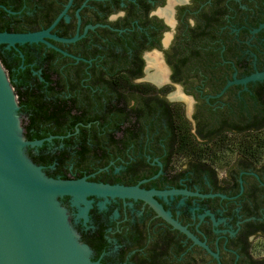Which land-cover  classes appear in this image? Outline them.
I'll return each mask as SVG.
<instances>
[{"label": "flooded vegetation", "instance_id": "obj_1", "mask_svg": "<svg viewBox=\"0 0 264 264\" xmlns=\"http://www.w3.org/2000/svg\"><path fill=\"white\" fill-rule=\"evenodd\" d=\"M67 2L0 0V31L45 30ZM48 32L77 38L0 43L23 134L42 139L29 157L48 176L159 192L205 244L140 197L64 195L90 263L264 264V78L238 82L264 71V0H71Z\"/></svg>", "mask_w": 264, "mask_h": 264}, {"label": "water", "instance_id": "obj_2", "mask_svg": "<svg viewBox=\"0 0 264 264\" xmlns=\"http://www.w3.org/2000/svg\"><path fill=\"white\" fill-rule=\"evenodd\" d=\"M70 2L68 0L47 29L0 31V43L16 47V44L24 42L44 41L51 45L43 39L44 36L74 41L77 36L59 38L48 32L65 15ZM259 78H264V71L248 75L238 82ZM19 107L17 95L0 61V264H95L90 263L87 246L78 242L75 230L68 222L66 208L59 200L64 195L71 196L73 203L82 202L86 206L89 194L140 197L174 227L199 242L150 197L151 193L159 192L91 182L85 178L48 176L26 152L27 147L41 144L42 139L25 138ZM199 243L205 246L203 242ZM77 248L82 249V256Z\"/></svg>", "mask_w": 264, "mask_h": 264}, {"label": "trees", "instance_id": "obj_3", "mask_svg": "<svg viewBox=\"0 0 264 264\" xmlns=\"http://www.w3.org/2000/svg\"><path fill=\"white\" fill-rule=\"evenodd\" d=\"M11 2H16V0H11ZM37 99L38 100H40V101H38L39 102V106H40V108H38L37 107V103H33V102H31L30 100H29V96H25V99H23V102H25V104L26 105H24L23 106V109H25V110H28V111H34V112H37V110H42V112L43 113H45V112H48V110H49V105H46V104H44L45 103V100H41L42 98H41V96L40 95H37ZM62 104V103H61ZM64 105H65V103H64ZM64 105H61V110L62 111H65L66 113H60L59 115V119H63V117L65 116V115H67L68 114V109H67V107H65ZM53 111H55V112H60V110H59V108L57 109V110H53ZM69 115V114H68ZM256 117H258V116H256ZM264 117V115L263 116H260V117H258V119H257V121H255V124L256 123H258V124H260L259 126H262V124L264 123V122H262L261 121V119ZM45 118L47 119V120H52V118L50 117V116H45ZM260 119V120H259ZM215 139H217V140H219V139H225V137H220V136H218V137H216ZM196 141L195 139H194V137H189V146L190 147H192V146H195V144H194V142ZM191 150H193V149H191ZM195 150V149H194ZM193 150V151H194Z\"/></svg>", "mask_w": 264, "mask_h": 264}, {"label": "rangeland", "instance_id": "obj_4", "mask_svg": "<svg viewBox=\"0 0 264 264\" xmlns=\"http://www.w3.org/2000/svg\"><path fill=\"white\" fill-rule=\"evenodd\" d=\"M189 104V103H188ZM187 104V106H186V109H189V107H191V104L190 105H188ZM20 119H21V124H22V117H21V115H20ZM260 241V240H259ZM255 245H258V243H255ZM261 245V247H263V249L262 250H264V244L262 243V242H260L259 243V246ZM256 251H259V253H260V249H256Z\"/></svg>", "mask_w": 264, "mask_h": 264}, {"label": "bare ground", "instance_id": "obj_5", "mask_svg": "<svg viewBox=\"0 0 264 264\" xmlns=\"http://www.w3.org/2000/svg\"><path fill=\"white\" fill-rule=\"evenodd\" d=\"M77 250H78V252H79V254H80V256H82L84 253H83V251H82V249H80V248H77Z\"/></svg>", "mask_w": 264, "mask_h": 264}]
</instances>
